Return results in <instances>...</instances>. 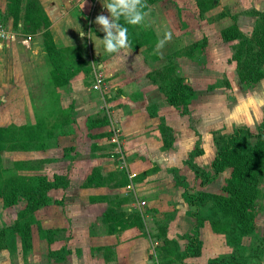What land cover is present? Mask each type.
Segmentation results:
<instances>
[{"label":"crops","instance_id":"obj_1","mask_svg":"<svg viewBox=\"0 0 264 264\" xmlns=\"http://www.w3.org/2000/svg\"><path fill=\"white\" fill-rule=\"evenodd\" d=\"M34 1L35 6L29 5L28 0L24 7L23 0H0L2 15L0 25L8 28L4 30L5 37L0 36V101L7 100L15 111L21 110V123L25 127L33 128L29 131L33 139L23 149L27 157L25 161L35 164L40 161L44 165L51 162L54 166L59 164L60 169L67 170L71 167V172H77L67 176L69 180L67 187L54 189L62 192L58 200L65 205L66 221L72 217L74 221L77 217L87 216L90 217L91 224L97 218L104 219L108 212L112 217L124 213L122 216L128 217L126 210L121 211L123 208L121 204L128 201L126 199L130 196L125 195L128 193L127 188L130 190L132 186L138 187V195L145 196V199L152 195H147L146 188L152 189L154 185H157L155 190L158 191L161 187L164 189L172 187L169 191L176 190L177 194H173L172 199L163 195V191L150 197L151 201L147 199L146 213H141L144 224L139 227L145 230V233L135 235L124 243L126 261L123 264H145L143 257L148 254L154 240L150 235L157 228L155 219L159 223L160 217L165 215L164 212L172 213L167 218L165 236L162 232L157 245H161L163 239H177L178 236L190 232L193 226L189 220L192 218L188 215V203L182 197V190L178 189L180 187L173 188L172 177L168 172L176 161L177 138L171 147H165L160 137L161 133L153 124L157 121L160 125L159 119L162 117L176 137L178 134L171 117H174L173 113L178 110L166 102L158 86L147 77L152 71L143 72L138 65L130 64L133 50H139L142 46L132 48L127 56L126 50L115 54H109L104 50L100 42L104 33L94 21L98 14L107 13L103 5L100 10L97 9L105 0ZM237 1L239 2L229 0V4L234 5L232 9L238 6L236 4L252 12H261L264 9V0ZM243 18L246 24L256 21L254 15L246 14ZM39 26L44 27L41 29L42 32ZM80 30L88 33V36L81 38ZM152 32L157 42L158 31L152 28ZM47 42L59 54L56 60L62 66V71L58 72H67L66 78L54 79V59L48 51ZM156 58L161 57L158 55ZM123 61L130 65H124ZM120 64H123L120 73L124 77L123 83L114 89L121 90L113 93V89V92L107 93L110 85L114 87L113 79H107L117 74L115 68ZM95 80L96 83L98 80L101 81L99 88H95ZM116 82L119 83L118 80ZM255 87L262 88L264 92V79L257 82ZM151 93L154 95L150 96ZM39 105L53 108L45 114H40ZM177 115L179 118L187 116L180 113ZM112 119L116 121V126L120 130L122 145L124 143L126 151H129L127 154L124 153V157L112 141L113 135L110 134ZM66 123H70L72 128L65 130ZM13 125L11 127L15 128V123ZM46 137L55 139L56 142L43 148L41 146L42 149L36 146L38 143L36 140L43 141ZM113 150L118 158L122 156L123 162L111 158ZM121 173L122 179L117 182ZM109 195L116 198L120 206L110 204ZM51 206L52 211H60L59 207ZM115 208L118 209L114 211ZM122 216L116 219L123 220ZM129 220L132 223L131 217ZM107 223L109 226L102 225ZM149 223L154 228L150 227ZM89 224L85 229L87 234H91ZM111 224L123 223L102 222L100 227L104 233L98 235L102 237H92L95 241L99 239L100 245H104L101 240L112 246L119 245V240H116L118 235L109 230ZM132 229H136L135 225ZM176 241L179 250L183 251L184 244L181 240ZM192 259L197 260V257L186 258L184 262L197 264ZM104 263L115 264L107 261ZM147 264L151 262L148 261Z\"/></svg>","mask_w":264,"mask_h":264},{"label":"rangeland","instance_id":"obj_2","mask_svg":"<svg viewBox=\"0 0 264 264\" xmlns=\"http://www.w3.org/2000/svg\"><path fill=\"white\" fill-rule=\"evenodd\" d=\"M27 1L23 0L24 7ZM103 2L106 3L107 0ZM145 3L151 9L149 16L146 17L145 24L150 22V25L147 27L144 24L129 25L134 36L141 38L144 42L141 49L133 50L134 53L129 60L131 61L130 64L138 65V67L143 69V72L146 70L155 72L172 62L176 66V73L183 76L186 83L194 90V96L189 100V113L187 116L179 118V115H177L179 113L175 112L172 115L174 117H171V122L176 126L177 130L178 135L176 137L173 135L172 129L167 125L172 132V145L176 141L175 138H177L178 143L175 155L176 161L173 163L174 167L168 171L172 177L173 188L177 189L180 187L178 189L182 190L183 198L187 194L185 191L190 189V193H196L199 200L198 206H190L188 204L187 207L188 215L192 218L189 219L193 225L191 231L178 236L177 239L181 240L185 248L188 241L184 236L188 233L191 234L194 225L202 223V219H204V224L199 228L198 236L202 245L200 254L195 256L197 260L192 259V261L197 262V264L201 262L208 264L211 260L220 261L222 258L233 256L235 248H240L238 252L244 257L245 264H264V247L258 253L255 251V246L260 243L262 238L264 239V169L258 184L259 192L256 200L257 211L254 218V230L238 239V247L234 244L236 242L235 238L240 235L237 233L230 235L232 229L230 222L220 218V213L214 208L211 199L205 197L210 194H223L222 188L233 174V168L227 167L215 175L211 167V163L216 156L214 137L219 134L232 133L237 127H246L257 133L263 124L264 92L262 88L255 87L256 83L243 84L240 82L236 71V62L231 60L234 54L232 47L238 41L229 42L228 44L224 43L220 33L228 24L233 23L232 15L235 14V23L239 30L244 36L251 37L256 21L250 24L247 22L246 24V21H243V16L252 11L244 10L242 5L239 4H236L239 7L235 5V9H232L234 5H230L229 0H145ZM102 5L97 6V9L100 10ZM145 11H148V9H145ZM37 13L40 15L39 12ZM103 15H108V12L105 14L103 12ZM227 16H229V19L226 20L225 17ZM0 21L2 24L1 13ZM120 23L125 24L123 18H121ZM165 27L172 32L171 42L177 43L171 44L170 41L166 43L161 50L163 53L162 56L160 55L161 58H156L158 56L154 54L156 39H154L152 28L162 33ZM5 28L8 30L6 26L0 25V29L5 30ZM42 28L44 29V27L39 26L40 32H42ZM196 43L199 45L194 46L193 44ZM173 49L175 52H171L174 51ZM123 62L124 65L127 64H125V61ZM123 64L115 68L116 75L107 79H113L114 81V87L110 85V88L106 91L107 93L113 92L116 86L119 87L123 83L124 77L120 74ZM117 80L119 83L116 82ZM118 90L121 89H114L113 93ZM151 95H154V93H151ZM52 108L39 105L38 112L45 114L51 111ZM17 109L19 110L20 107ZM0 118V126L11 127L14 126V123L15 127L24 126L21 123V110L15 111V108L9 106V101L7 100L0 101ZM159 120V123L161 122L160 125L157 121L153 124L156 130L161 133L160 137L164 143L161 129L166 124L162 117ZM115 122L114 119L110 121L112 124L110 134L111 136H117V143H112L124 157V153L127 154L129 151H126L124 143L122 145L123 141L119 137L120 130ZM66 128H72V125L66 123L65 130ZM37 141L38 143L34 144L39 146V148L53 145L56 142L55 139L47 137L43 141ZM256 142V138L250 139L252 145H255ZM190 148L191 151H189ZM122 156L118 158L114 153L111 158L123 162ZM26 159L27 157L23 150L17 149L2 152L0 159V186H3L6 180L16 182V176H19L21 181L18 186L28 188L30 185H34L38 176L47 178L49 176L48 179L52 180L55 175L69 176L71 173V175L77 173L71 172V167L67 170L65 168L60 169L58 167L59 164L56 165V168L51 162L45 165L44 163L35 164L30 161L26 162ZM261 160L264 168V152L261 153ZM159 162H161V159ZM193 166H198L209 172L208 174L212 177L211 180L205 185H200V181L195 178ZM92 173L96 175L95 172ZM122 175L123 173L118 176L117 182L122 179ZM156 187L157 185H154L153 190L146 188L147 195L152 194L146 199L145 196L138 195V187L133 188L132 186L130 190L127 188L128 193L125 196L130 197L126 199L128 201H124L121 204L123 205L121 211L125 212L126 210L129 215L126 217L122 216L125 213L119 214L117 217L122 216L123 220H118V223H123L122 225L129 227L127 226L130 222L129 217L136 211L145 214L147 199L151 201L150 197L156 193L163 191V195L170 199L174 196L173 194H177L174 189L169 191L172 187H166V189L161 187L159 191L155 190ZM61 193L60 190L54 189L48 191L49 206L34 212L29 211L23 196L11 205H5L0 197V230L8 228V235L5 238L7 248L0 250V264H105L104 261L123 264L126 261V244L124 243L135 235L144 234L145 230H141L138 225H135L136 229H132V226L126 228L122 227V225L111 224L109 230L118 235L116 240H119V245L112 246L102 240L101 243L104 245H100V240L95 241L93 238L104 233L100 226H107L108 223L100 225L105 220L97 218L89 224L90 217L87 216L77 217L74 221L72 217L66 221L65 205L58 200L61 198ZM109 197H111L108 200L110 204L120 206L116 198L111 195ZM203 200H205L204 206L199 207ZM50 206L59 207L60 211H52ZM56 208L55 210H57ZM116 209L118 208H115L114 211ZM165 210L168 211V209ZM164 213L165 215L160 217L159 223L156 219L154 220V223H157V228L150 235L154 240L148 254L143 257L145 264L148 261L151 264H158L157 242L161 233L166 232L167 218L172 214L170 211ZM108 221L114 222L113 219ZM71 223L73 226H71ZM88 224L91 234L85 232ZM149 226L154 228L151 224ZM106 228L108 229V227ZM26 230L29 231L30 246L27 250H24L22 236ZM177 239H174V241ZM174 247L176 249V246ZM171 264H179V262L174 261Z\"/></svg>","mask_w":264,"mask_h":264},{"label":"trees","instance_id":"obj_3","mask_svg":"<svg viewBox=\"0 0 264 264\" xmlns=\"http://www.w3.org/2000/svg\"><path fill=\"white\" fill-rule=\"evenodd\" d=\"M29 5L35 6V1L31 0ZM247 14L256 16V23L251 37L244 36L239 30L235 23V14L232 15L233 23L228 24L220 33L224 42L238 41L232 47L234 54L231 60L236 62V71L240 82L243 84H255L264 79V9L261 12L253 11ZM227 17L229 18V16ZM124 25L128 28V38L132 48L142 46L144 43L142 39L134 36L129 25ZM46 45H48V51L54 59V79L61 80L66 78L67 72H58V70L62 71V66L56 60L59 54L49 45V42ZM193 45L197 46L199 44ZM147 77L158 86L169 105L175 107L181 115L189 113L188 104L189 100L194 96V90L186 83L183 76L176 73L175 64L169 62L155 72L149 73ZM30 129L33 128L0 126V159L4 151L25 149L26 145H29L33 139L31 137L32 133L29 132ZM161 132L164 138V145L166 147L171 146L173 141L171 129L164 125ZM252 138L257 140L255 145L250 143ZM214 145L216 146V156L211 163V167L215 175L227 167L233 168V174L222 188L223 194H210L205 197L211 199L214 208L220 213L219 217L226 222H230L232 227L230 235L236 233L240 235L235 238L236 242L234 245L238 247V239L254 230V218L257 211L256 200L259 192L258 184L264 169L261 160V153L264 152V119L257 133L246 127H237L232 133L216 135L214 137ZM192 169L195 173V178L200 181V185H205L211 180L212 177L208 174L209 172L198 166H193ZM15 178L17 183L6 180V183L0 186V197L5 205H11L23 196L27 202V208L31 212L45 208L50 204L48 191L60 187L65 188L69 183L67 176L55 175L52 180L45 176H38L34 185L24 188L18 186V183H21L20 177L16 176ZM190 192V189L185 191L187 194L184 195V199L190 206H198V195ZM204 201L201 202L199 207L204 206ZM116 218L117 216L112 217L108 212L103 222L111 219L114 222H119V219ZM131 219L132 223L129 222L127 225L129 227L133 225L142 227L144 224L142 215L138 211L132 214ZM203 222L204 219H202L200 224L197 222L198 224L196 223L197 225H194L192 229L193 232L184 236L188 243L183 251L179 250L178 242L174 241V239H163L162 244L157 247L159 254L158 264H171L174 261L179 262V264H188L184 262L186 258L199 255L202 245L198 236L199 228L204 224ZM7 235L8 228L0 230V250L7 248L5 244ZM163 236H165V232ZM29 238V231L26 230L22 236L24 250H27L30 246ZM263 242L264 239L262 238L260 243L255 246L256 253L263 249ZM174 246H176V249ZM239 249L235 248V254L231 257L222 258L220 261L211 260L208 264L222 262L224 264H245L244 257L238 252Z\"/></svg>","mask_w":264,"mask_h":264},{"label":"clouds","instance_id":"obj_4","mask_svg":"<svg viewBox=\"0 0 264 264\" xmlns=\"http://www.w3.org/2000/svg\"><path fill=\"white\" fill-rule=\"evenodd\" d=\"M106 8L108 15L98 14L95 17V23L100 26V31L104 33L103 38H100V42L104 47V50L109 54H115L125 51L127 56L132 49V45L128 38V28L121 24V18H123L127 25H141L145 27L150 25L145 24L146 17L149 16L151 9L145 3V0H107L106 3H102ZM83 7V4L81 5ZM148 9V11H145ZM81 38L88 33L79 31ZM158 40L154 48V54L162 56V49L165 44L171 41L172 32L166 27L162 33L158 30Z\"/></svg>","mask_w":264,"mask_h":264},{"label":"built area","instance_id":"obj_5","mask_svg":"<svg viewBox=\"0 0 264 264\" xmlns=\"http://www.w3.org/2000/svg\"><path fill=\"white\" fill-rule=\"evenodd\" d=\"M0 36L5 37V32H4L3 29H0ZM100 82H101L100 80L97 81V83H96V85H95V88H99V83H100ZM112 141H113L114 143H117V136H116V135L113 136Z\"/></svg>","mask_w":264,"mask_h":264}]
</instances>
